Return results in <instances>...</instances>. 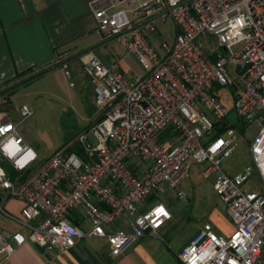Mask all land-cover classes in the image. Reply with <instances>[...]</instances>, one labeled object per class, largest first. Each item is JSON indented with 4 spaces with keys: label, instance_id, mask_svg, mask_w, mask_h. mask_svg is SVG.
I'll list each match as a JSON object with an SVG mask.
<instances>
[{
    "label": "built area",
    "instance_id": "obj_1",
    "mask_svg": "<svg viewBox=\"0 0 264 264\" xmlns=\"http://www.w3.org/2000/svg\"><path fill=\"white\" fill-rule=\"evenodd\" d=\"M125 2L126 11L95 10L94 26L145 73L126 78L115 63L87 57L82 70L100 120L75 138L80 154L66 147L36 166L17 124L0 117V213L15 220L3 205L20 202L16 221L27 230L0 235V264H11L26 242L62 254L82 239L103 238L109 257L119 256L170 221L167 208L152 200L164 188L182 198L192 165L201 166L200 178L225 206L231 232L221 236L202 224L177 254L179 264H264V0ZM166 20L176 33L156 51L147 36ZM208 38L217 44L209 46ZM214 86L229 90L235 124ZM19 116L31 112L22 106ZM238 136L249 164L227 174L220 164ZM71 211L89 222L88 230L68 220ZM121 218L123 227L107 231Z\"/></svg>",
    "mask_w": 264,
    "mask_h": 264
},
{
    "label": "crops",
    "instance_id": "obj_2",
    "mask_svg": "<svg viewBox=\"0 0 264 264\" xmlns=\"http://www.w3.org/2000/svg\"><path fill=\"white\" fill-rule=\"evenodd\" d=\"M115 2L113 7L108 8L109 3L114 4V0H0V89L4 88L5 84L16 82L14 79L19 74L24 72L33 74L77 52L92 46L96 48L110 40L98 33L92 15L99 9H105L108 15L127 10L125 0H115ZM173 32L174 37L176 33L174 26ZM157 34L159 35V32ZM153 36L155 33L147 36L152 46ZM173 37L170 42L159 41V43L171 44ZM100 38L103 41L99 42ZM159 43L157 47L153 46L156 51ZM90 53H85L73 61L77 60L82 68L89 55L96 57L92 51ZM125 55L131 56L123 50L122 56L110 54L105 61L96 58L105 66L115 63L126 78H131L135 75L126 74L120 66ZM132 59L135 61L133 57ZM96 120L94 123L97 122ZM21 205L15 200L4 202L3 211L15 220L7 219L0 213V235L13 232L27 235V230L16 221L19 219ZM68 220L83 229L85 219L81 218L79 211H71ZM187 221L190 222L189 219ZM219 222L217 218L214 223L211 222L213 231L221 236L229 235L231 226L223 227V231ZM170 225L168 221V224L166 222L161 226L156 234L140 237L115 258L109 257L108 246L103 238H86V243L82 239L62 254L57 251H44L26 242L14 251L10 262L11 264H179L177 254L188 244L201 225L195 223L188 240L175 246L169 241L173 237ZM119 227L123 226L119 225ZM88 229L89 226L84 230ZM114 229L116 227L111 226L107 231L111 232Z\"/></svg>",
    "mask_w": 264,
    "mask_h": 264
},
{
    "label": "rangeland",
    "instance_id": "obj_3",
    "mask_svg": "<svg viewBox=\"0 0 264 264\" xmlns=\"http://www.w3.org/2000/svg\"><path fill=\"white\" fill-rule=\"evenodd\" d=\"M173 33L171 21L166 20L163 23L156 21L155 36L152 37L153 46L157 47L159 41L170 42ZM207 40L209 46L217 44L214 38ZM101 41L103 39L100 38L99 42ZM203 50L207 51L205 46ZM92 52L98 59L105 61L110 54L122 56L123 48L114 39H110L94 48ZM120 66L128 75L141 77L144 73L139 64L128 55H125ZM65 72L68 76L64 74ZM230 75L235 78L233 73ZM213 89L222 104L231 111L228 119L235 124L229 90L217 86ZM22 106L31 112V116L24 120L19 116V109ZM98 116L99 112L93 106L92 88L77 60L50 70L0 96V117L17 124L18 134L36 153L38 162H43L53 154L75 144V138L84 133ZM255 130V127H250L248 135L254 134ZM88 139L92 141L90 136ZM248 164L246 142L238 136L235 148L229 157L221 162L220 168L227 174H233ZM200 168V165L191 166L189 178L180 185L184 194L182 198L175 197L172 190L164 188L159 198L152 200L163 203L172 216L169 224L173 237L169 241H172L174 246L188 240L195 223L211 224L217 218L221 223V230L224 231L225 226H231L225 215V206L212 191L210 181L200 178ZM244 186L247 189H255L250 182H246ZM124 220L125 218L119 219L113 226L118 228ZM88 226L89 222L85 220L83 230ZM82 241L86 243V239Z\"/></svg>",
    "mask_w": 264,
    "mask_h": 264
},
{
    "label": "water",
    "instance_id": "obj_4",
    "mask_svg": "<svg viewBox=\"0 0 264 264\" xmlns=\"http://www.w3.org/2000/svg\"><path fill=\"white\" fill-rule=\"evenodd\" d=\"M187 1H189V0H187ZM110 39H113V38H110ZM94 48L95 47L92 46L90 48H87L85 50L77 52V53H75V54H73V55H71V56H69V57H67L65 59L59 60V61L55 62L54 64H51L50 66H48V67H46V68H44L42 70H39V71H37V72H35L33 74H30V75L26 76L25 78H22V79H20V80H18L16 82L6 86V87L0 89V96L5 94V93H7L8 91H11V90H13V89L25 84V83L37 78V77L45 74L46 72H48L50 70H53V69H55L57 67H60V66H64L67 62H69V61H71V60H73V59H75V58H77V57H79V56H81V55H83L85 53H90ZM246 68H247V65L242 64V65H238L236 70H239V74H241Z\"/></svg>",
    "mask_w": 264,
    "mask_h": 264
},
{
    "label": "trees",
    "instance_id": "obj_5",
    "mask_svg": "<svg viewBox=\"0 0 264 264\" xmlns=\"http://www.w3.org/2000/svg\"><path fill=\"white\" fill-rule=\"evenodd\" d=\"M31 73L30 72H24V73H22V74H19V75H17L16 77H15V79H14V81H18V80H20V79H22V78H25L26 76H28V75H30ZM8 84H5L3 87H6ZM229 110V109H228ZM231 111L229 110V113H230ZM100 120V117H98L97 118V120L96 121H99ZM66 151L67 152H75V153H77V154H80V152H79V148L76 146V145H72V146H68L67 148H66ZM42 162H36V166L37 165H39V164H41ZM11 174V177L14 175L13 173H10ZM74 225H77V224H74Z\"/></svg>",
    "mask_w": 264,
    "mask_h": 264
},
{
    "label": "snow or ice",
    "instance_id": "obj_6",
    "mask_svg": "<svg viewBox=\"0 0 264 264\" xmlns=\"http://www.w3.org/2000/svg\"><path fill=\"white\" fill-rule=\"evenodd\" d=\"M162 211V210H161Z\"/></svg>",
    "mask_w": 264,
    "mask_h": 264
}]
</instances>
